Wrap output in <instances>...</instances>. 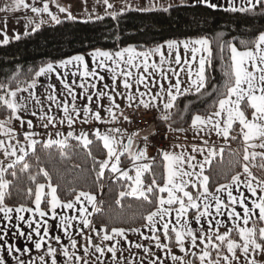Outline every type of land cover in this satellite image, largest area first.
I'll return each mask as SVG.
<instances>
[{
    "label": "snow or ice",
    "instance_id": "6c2138e0",
    "mask_svg": "<svg viewBox=\"0 0 264 264\" xmlns=\"http://www.w3.org/2000/svg\"><path fill=\"white\" fill-rule=\"evenodd\" d=\"M50 2L5 0L0 6L5 14L0 45L21 39L19 33L8 34L7 14L22 9L34 14L24 18L25 36L49 22L60 25L62 19L50 10ZM82 2L86 6L88 0ZM95 3L103 7L104 15L88 12L85 22L107 16L118 27L120 17L133 9L129 0L121 5L112 0ZM189 6L264 20V0H170L166 6L149 0L148 7L135 10L168 12ZM57 8L64 19H77L69 8L59 3ZM255 33L254 39L238 42L218 33L214 39H167L143 50L132 45L95 48L45 63L34 71L27 87L21 86L19 68L0 82V264H264V24ZM214 44L221 59L228 52V63L223 85L209 92L207 68L216 55ZM52 75L60 87L41 84L45 91L38 95L39 78L50 80ZM189 94L216 100L205 114H191L187 129L173 127V109ZM148 112L159 115L154 123L165 124L167 132L191 131L202 141L190 150L182 144L162 150L159 180L153 171L155 158L148 156L150 138L159 131L143 134L121 127ZM64 125L67 129L61 131ZM97 125L107 127L101 131ZM213 134L223 143L212 141ZM71 141L92 157L97 179L108 170L117 182L123 181L117 205L133 197L153 206L141 214L140 227L96 225L94 214L101 208L90 192L72 187L68 198H61L59 184L39 166L37 151L38 146L55 148L61 159H67ZM94 141L106 150L103 159L92 155ZM237 141L240 147L232 150L230 142ZM225 145L230 156L238 154L230 161L236 170L210 189L206 169L217 157L223 159ZM30 157L37 161L35 172ZM122 157L130 158L131 169L121 167ZM21 174L29 186L15 195L27 203L13 199ZM146 174H151L148 183ZM130 233L135 240L129 239Z\"/></svg>",
    "mask_w": 264,
    "mask_h": 264
},
{
    "label": "trees",
    "instance_id": "16d2710c",
    "mask_svg": "<svg viewBox=\"0 0 264 264\" xmlns=\"http://www.w3.org/2000/svg\"><path fill=\"white\" fill-rule=\"evenodd\" d=\"M61 19L60 25L49 23L42 26L36 33L27 36L21 34L19 41L13 39L8 45H0V82H6L7 78L19 68L22 69L19 76L21 86L26 87L34 71L45 63L59 61L76 54H84L95 48L116 50L132 45L141 50L167 39H183L186 36L190 38L207 36L214 39L218 33H223L227 39L235 42L251 40L256 34L255 29L264 24V20L258 18L252 19L244 14L210 10L203 6L176 7L168 12L132 9L120 17L118 27L117 22L107 16L100 21L92 19L88 22H85L87 18ZM213 47L216 55L212 66L207 68L209 92L212 91L213 86L223 85V72L228 63V52L225 51L224 59H221L215 44ZM221 90H223L222 87ZM214 100H216V96L197 98L195 95L189 94L180 97L177 107L173 109L175 113L173 127L188 128L190 115L205 114L210 110V105ZM185 105H188V111H184ZM0 113H3L2 109H0ZM156 121L158 122L159 119ZM158 126L166 127L163 123H159ZM233 134L235 135V133ZM70 143L72 147L67 149L69 157L67 159H61L55 148L41 150L38 146L37 151V155L40 157L39 166H43L49 171L54 184H59L61 198H68V189L72 187L90 192L98 195V204L101 208V212L94 214L96 225L114 222L116 226L131 224L133 227H140L141 214L153 210V206L133 197H125L121 204L117 205L115 201L118 194L124 190L123 181L117 182L114 175L108 170H106L104 178L97 179V170L93 168L92 157L87 155L86 150L76 146L75 141ZM230 147L232 150H237L240 147L239 142H230ZM91 150L96 159L105 157L106 150L102 149V144L94 141ZM154 158L153 171L159 180L163 173V160L158 154ZM236 158H238V154L230 156L229 145H225L223 159L217 157L206 169V174L210 175V189H214L218 183L226 182V177L233 174L236 169L230 161ZM28 162L32 164V171L35 172L38 167L35 157H30ZM254 171L257 172V175L260 174L258 170ZM150 180L151 174H146L145 183ZM28 186L26 177L21 174L13 189V199L17 203H27L26 200L17 197L15 193L17 191L23 193Z\"/></svg>",
    "mask_w": 264,
    "mask_h": 264
},
{
    "label": "crops",
    "instance_id": "0c3cea01",
    "mask_svg": "<svg viewBox=\"0 0 264 264\" xmlns=\"http://www.w3.org/2000/svg\"><path fill=\"white\" fill-rule=\"evenodd\" d=\"M123 1L124 0H112L113 3H117V2L123 3ZM130 1L135 3L134 0H130ZM28 2L32 3L33 0H28ZM169 2H170V0H159V3H161V4L165 5V6ZM4 3H5V0H0V6H2ZM36 3L39 4L40 0H36ZM57 3H59V5H61L63 7L69 8L72 11L73 15L76 16L77 18H81V17H78L79 16L78 12H79V14L83 15V10H84L86 15H87L88 12H91L93 17L95 15H97V14L104 15L103 7L99 6V5H96L95 0H88V3H87L86 6L83 5L82 0H51V2H50V10L53 12V14H56V15L60 16V18H64V14L59 13L58 8H57ZM136 3L138 4L137 5L138 7H140V6L148 7L149 6V0H137ZM221 3H223V0H221ZM75 4H78L79 6H76ZM85 7L87 8V12L85 11ZM93 7H95V11H93ZM133 9H136L135 5L133 6ZM7 15L9 17V19H8V34L10 36H12L15 33L23 34V32L25 30L24 29V24L26 22L24 18L26 16L27 17H32L34 14H32L30 12V10L22 9V10H20L17 13L7 14ZM4 17H5V14L4 13H0V23H2ZM43 18L44 19H48L47 14H45ZM83 18H81V19H83ZM17 21H19V22H17ZM49 23H51V22H49ZM48 24H45V25H48ZM29 31H30V29H29ZM0 38H2V37H0ZM141 50H143V49H141ZM90 52H86L84 54H87V53H90ZM86 58L90 61V57H87V55H86ZM49 82L50 83H56L57 84V88L60 87V85H59V83L56 80L54 75H52L50 80L48 78H46V77H41V78H39V83H38V87H37V94L38 95L43 94L44 91H45V89L43 87H40V85L41 84L46 85ZM106 82H110V81H108L107 78H106ZM24 95H27V93H24ZM55 112H56V110L53 109V114H55ZM102 115H103V113H102ZM139 115H141V116H149V117H153L155 119L156 118L159 119V115L156 114V113H153V112L142 113V114H139ZM28 118H32V117L29 116ZM33 119H34V123H35L36 120H35V118H33ZM97 126L101 127V131H104L105 127H107V126H100V125H97ZM87 127L88 126H85L86 129H87ZM121 127L128 129V124L121 125ZM163 128L165 129L166 135H165V138H164V141H163L164 146H163L162 150H173L174 145H179V144L184 145L188 150H190L192 144H194V143L195 144H202V141L199 139V137L194 138L193 132H191V131H187L186 133H175V134H172V133H169V132L166 131V127H163ZM66 129H67V125H64V126L61 127V131H66ZM77 129H79V125H77ZM137 129H140V128H137ZM137 129H135V130H137ZM140 130H143V134H146V132L148 131L147 129H140ZM210 139L212 141H214L218 146L221 143H223L221 138L215 136L214 134L211 136ZM137 146L138 147H142L143 145L138 143ZM161 151L156 153V152H154L151 149V147H149L148 148V156L150 158L155 157V154L156 155L157 154L160 155ZM175 151L178 153V152L181 151V149L180 148H175ZM123 159H125L124 160L125 163H123V164L121 163V167L125 168V169H131L133 167V165H132V163L130 161V158L124 157V158H122V161H123ZM130 174L134 175V172H132ZM95 196H96L97 202H98V200H99L98 195H95ZM98 206H99V204H98ZM89 210H91V209H89ZM58 211L63 212V210H58ZM69 214H72V213H69ZM50 223H52L51 220H50ZM25 230H27V229H25ZM144 231L147 232L146 229H144ZM129 239L135 240L136 239L135 234H131L130 233L129 234Z\"/></svg>",
    "mask_w": 264,
    "mask_h": 264
},
{
    "label": "built area",
    "instance_id": "2783aa9c",
    "mask_svg": "<svg viewBox=\"0 0 264 264\" xmlns=\"http://www.w3.org/2000/svg\"><path fill=\"white\" fill-rule=\"evenodd\" d=\"M154 121L156 120L153 117L136 115L135 122L130 125L128 124V129L129 131L135 130L137 128L147 129L148 131L146 132V134L149 132L155 133L158 130L160 134L154 135L150 138V147L152 150L157 152L162 150L164 146L163 141L166 132L161 126H158L157 123H154Z\"/></svg>",
    "mask_w": 264,
    "mask_h": 264
},
{
    "label": "rangeland",
    "instance_id": "374dc122",
    "mask_svg": "<svg viewBox=\"0 0 264 264\" xmlns=\"http://www.w3.org/2000/svg\"><path fill=\"white\" fill-rule=\"evenodd\" d=\"M136 1H137V0H134L135 3H133L132 1L129 0V2H130L133 6L135 5V8L138 7V6H137L138 4L136 3ZM123 2H124V1H123ZM115 4H117V5H121L122 3L117 2V3H115ZM75 5H76V6H79L78 4H75ZM78 15H79L78 17H81V18H83V17L86 18V17H87V15L85 14L84 10H83V15L79 14V12H78ZM155 155H156V154H155ZM124 163H125V162H124Z\"/></svg>",
    "mask_w": 264,
    "mask_h": 264
}]
</instances>
